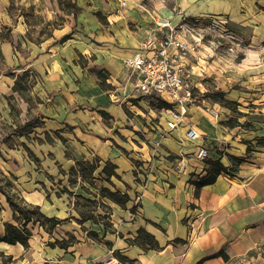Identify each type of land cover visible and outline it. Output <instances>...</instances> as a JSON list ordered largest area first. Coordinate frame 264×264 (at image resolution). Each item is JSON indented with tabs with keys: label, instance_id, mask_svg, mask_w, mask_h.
I'll use <instances>...</instances> for the list:
<instances>
[{
	"label": "crops",
	"instance_id": "obj_1",
	"mask_svg": "<svg viewBox=\"0 0 264 264\" xmlns=\"http://www.w3.org/2000/svg\"><path fill=\"white\" fill-rule=\"evenodd\" d=\"M11 1L0 0V33L10 34L0 42V182L9 178L10 192L61 222L48 232L29 221L25 247L0 240V264H264V0H70L79 7L74 14L59 0H17L20 8L46 5L47 18H67L40 42L24 34L26 16L12 12ZM209 15L225 18L241 57L210 34L183 60L198 95L186 112L200 134L190 141L183 123L167 127L166 100L149 96L164 103L151 107L132 87L123 58L164 35L159 18L174 25ZM95 70L106 74L104 87ZM206 91H222L236 108L203 97ZM199 145L235 171L194 185L206 174L194 156ZM93 158V183L70 173L76 161ZM100 187L128 196L123 206L100 199L107 226L80 217L74 203L80 194L97 199ZM102 213L96 206L94 217ZM6 223L17 221L0 191V236ZM139 229L157 245L135 243Z\"/></svg>",
	"mask_w": 264,
	"mask_h": 264
},
{
	"label": "built area",
	"instance_id": "obj_2",
	"mask_svg": "<svg viewBox=\"0 0 264 264\" xmlns=\"http://www.w3.org/2000/svg\"><path fill=\"white\" fill-rule=\"evenodd\" d=\"M122 4L125 2L121 1ZM226 20L219 15H209L202 20L193 18L178 24H171L165 19L157 20L158 29H165L164 35L157 40L148 37L141 46V50L131 57L123 58L127 79L132 87L145 97H157L166 100L169 106L164 110L171 115L167 127L174 129L180 123L186 125L185 135L190 141L199 137V131L192 124H188L187 108L195 103L193 85L189 79V71L183 60L189 53L195 51L201 43L203 32H209L229 41L228 50L240 46L233 33L226 27ZM207 111L215 118L217 113L212 108ZM220 145L225 146L224 142ZM224 149V148H223ZM207 146H197L194 156L199 160L207 159ZM224 154L223 152H221ZM184 168L183 158L177 162L176 169ZM137 203V202H136ZM131 213V212H130Z\"/></svg>",
	"mask_w": 264,
	"mask_h": 264
},
{
	"label": "trees",
	"instance_id": "obj_3",
	"mask_svg": "<svg viewBox=\"0 0 264 264\" xmlns=\"http://www.w3.org/2000/svg\"><path fill=\"white\" fill-rule=\"evenodd\" d=\"M58 4H60V7L62 9H65V7L70 8L71 13L73 14L75 13V11L79 9V7L75 4V2L74 1L71 2L70 0H65V2L64 0H59ZM3 40H10V34L0 33V42ZM1 59H2V55L0 51V60ZM95 74H97L99 78V84L104 87L106 74L102 73L101 71H96V70H95ZM223 94L224 93L222 91H219V92L218 91H213V92L206 91L203 94V97L209 96L215 101L221 102L223 105L234 110L236 108L235 103L234 102L232 103L231 101H228L227 99L223 98L222 97ZM155 103H157L156 107H162V105L164 104L161 102H155ZM233 122L234 120L232 118H228L226 121H224V123H226L229 126L233 125L232 124ZM258 142H260V139H258ZM249 149H250L249 146H247V151H249ZM221 152L222 151H220L219 153L221 154ZM224 154L227 156L229 161H232L233 163L235 162L237 163L242 160V157H237V156L233 157V156L228 155L227 153H224ZM205 164H206V168L204 170H206V174L192 181V183H194V185H196L197 187L213 182L215 178L220 173H222V171L228 174H232L235 171V169H230V166H225L220 161L219 158L215 160L207 158L205 159ZM96 166H97V160L94 158L92 162H89L87 160H79V161H76L75 164L70 168V173L80 174L82 179L87 180L89 183L91 182L93 183L92 179L94 177L92 176L91 173L93 172V169ZM111 168H112V165L109 164V162L107 161L105 166L102 168V172L108 177L109 175L113 173L112 171H110ZM12 185H13L12 181L9 178L8 179L4 178L2 183L0 182V191L5 194L8 205L12 207L13 216H14V219H16L17 224L6 223L4 235L0 236V240L7 242L9 244L18 242L25 247L27 245V239L29 235L31 234L29 229L26 227V224L29 221H31L32 223H39L48 232H51L53 228L58 223L61 222V220L53 216L52 217L45 216L40 211L39 206H34V205H30L29 203H26L21 198L20 194H18L16 191L10 192L9 188H11ZM85 190L87 191V189ZM102 197H107L108 199L110 198L112 201L118 203L121 206L124 205V203L126 202L125 200L128 198L126 193H121L119 190H111L110 188H105V187L98 188V198L97 199H95V197L90 198V197H86L80 194L78 196H75V202H74L76 203L75 204L76 207L77 205L80 206V208H78L77 210L80 217L85 218V219L86 218L93 219L94 221L101 220L102 224L104 226H107L108 225V222H107L108 207L104 204V202L100 200ZM138 204L139 202L134 203L132 207L130 208V212L134 213ZM96 206H99L100 208H102L103 213L101 215L97 214V216L94 217L95 215L93 214V212L95 211ZM70 238L71 237L69 236V239L67 241H69ZM138 238L141 239L143 242L148 243V245L152 248L157 245V243H155L152 236L143 229L138 230V236L137 238L134 239L135 243H137ZM67 241L55 240V243H57L60 246L66 247ZM49 244L51 245V243ZM216 254L222 255L223 258L226 260L228 259V255H226L222 251H217ZM119 258L123 259L120 256Z\"/></svg>",
	"mask_w": 264,
	"mask_h": 264
},
{
	"label": "rangeland",
	"instance_id": "obj_4",
	"mask_svg": "<svg viewBox=\"0 0 264 264\" xmlns=\"http://www.w3.org/2000/svg\"><path fill=\"white\" fill-rule=\"evenodd\" d=\"M13 1L14 0L9 2L8 6L10 7V10L12 12H16L19 10L24 11V14L26 16L25 20L27 22L26 23L27 24L26 31L24 34H26V36L31 41L34 40V41L40 42L41 40L46 39V37H48L51 34L50 32L53 28H58L61 24H63L65 21H67V18H64L62 15H58L57 13L56 14L50 13L51 14L50 18H47V13L45 11L46 5H43L42 3L38 4V5L35 4L31 8L30 7L20 8L18 6L19 2L17 0H16V2H13ZM64 2H65V0H64ZM69 10H70V8L65 7V12L69 11ZM49 11L51 12V9ZM48 15H49V13H48ZM210 34H212V33L208 34L206 32H203L202 40H203V38L206 40L211 39ZM214 43H217V42H214ZM235 47H239V46H235ZM235 50L236 49H234L233 51H234L235 58L237 59V58L241 57V55H240V53L236 52ZM230 52H232V51H230ZM147 98L148 99H146V101L148 102V105L156 108L157 103H155V101H153L152 99H149V97H147ZM197 98H198V95L195 94V99L197 100ZM195 103H196V101H195ZM208 106L212 109L214 107V105H212V104H209ZM151 124L153 125V123H151ZM153 143H154V145L151 143H150V145H153V148L156 149V147L158 145L156 142H153ZM177 160L178 159L175 160L173 167H176L177 162H178ZM201 162H202L201 165L203 166V168H205L206 167L205 160H203ZM230 169H234V166H230ZM139 172L141 173L140 178L143 180L145 175L140 170H139Z\"/></svg>",
	"mask_w": 264,
	"mask_h": 264
}]
</instances>
